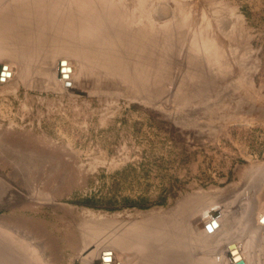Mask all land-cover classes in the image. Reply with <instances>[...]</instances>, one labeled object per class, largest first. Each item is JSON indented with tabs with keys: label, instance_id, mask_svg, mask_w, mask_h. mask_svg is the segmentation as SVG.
I'll use <instances>...</instances> for the list:
<instances>
[{
	"label": "rangeland",
	"instance_id": "rangeland-1",
	"mask_svg": "<svg viewBox=\"0 0 264 264\" xmlns=\"http://www.w3.org/2000/svg\"><path fill=\"white\" fill-rule=\"evenodd\" d=\"M147 2L168 41L156 95L128 84L108 52L81 56L54 34L23 59L0 53L12 72L0 79V228L27 237L37 264H134L156 253L153 237L116 249L100 230L180 216L190 240L167 260L234 264L238 247L264 264V226L245 228L264 209V0ZM107 13L108 38L119 33Z\"/></svg>",
	"mask_w": 264,
	"mask_h": 264
},
{
	"label": "bare ground",
	"instance_id": "bare-ground-1",
	"mask_svg": "<svg viewBox=\"0 0 264 264\" xmlns=\"http://www.w3.org/2000/svg\"><path fill=\"white\" fill-rule=\"evenodd\" d=\"M100 2H103V4H99ZM113 2L117 3L114 4ZM99 3L97 0H8V2L0 0V53L14 54L16 59H23L28 54V50H32L31 46L36 47L43 37L54 34L58 41L61 40L59 43H66L65 38H67V42L72 47L75 46L78 49L80 46L81 56L91 54L93 51L96 54L108 52L113 57V63L117 65L118 71L127 72L130 68L129 73L127 72L128 77L131 78V80H128L127 77L128 84L133 83L135 87L137 84H142L146 96L158 94L157 91L161 85L157 81L160 82L163 77V75L159 76V72H162V74L166 72L162 49L168 41L165 35H160V38L154 37L153 32L158 26L152 24L150 20L152 16H150L147 0H134L130 3H125L124 0H99ZM108 9L111 12L115 11L117 14L115 16V27L116 33L119 34L107 38L104 27H102V20L109 15L107 13ZM154 44L159 46H157L158 50L153 52V54L157 53L155 56H158L156 58L158 61H155V66L151 67L148 63L151 61H149L150 55L152 56L150 49ZM213 45L216 48L215 42ZM120 54L123 57L119 58ZM62 58L65 59V57ZM65 62L64 64L69 63L68 61ZM126 63H128V66ZM11 76L12 72L8 77ZM151 80L155 81L153 85L150 84ZM151 86H155V89ZM24 160L26 161V159ZM0 190V204H2L10 197L4 198L5 185L3 182L0 183ZM245 220L247 222L245 228L250 225L251 230H257L260 225L264 226V209L262 208V211L257 215L258 225L254 223L255 218L253 219L251 209L246 214ZM145 222L125 224L117 232L116 230L103 228L100 230V234L102 235L105 232L109 233L107 235L111 234L108 244L116 246V249L135 238L147 241L149 236L153 237L152 243L156 253H151V257L136 261L134 264H166L167 261H169V264H185L167 260V256L171 253L176 256L175 258L177 256L182 258L187 249V242L190 240L180 216L175 220H171L165 228L154 227L150 230L151 228L147 227ZM221 224L226 227L229 221ZM211 231L212 234L217 232L216 230ZM122 234L128 235L127 238L125 239ZM208 234L210 235L209 231ZM13 236L9 231L0 228V264H37L32 260L37 261L35 255L38 256L42 252L37 253L36 248L32 247L27 237L21 243ZM89 242L91 240L86 239L83 246ZM249 246L252 245L249 244ZM235 248L236 251L234 247L230 248L231 250L227 254L228 259L234 264H245L244 253L241 252L240 248ZM23 249L31 254L24 255ZM234 254H238L235 259L233 258ZM250 257V260H252V256ZM237 259L242 260V262L237 261ZM25 260L28 261L25 262ZM77 263H80V261H77ZM81 263L83 264V262Z\"/></svg>",
	"mask_w": 264,
	"mask_h": 264
},
{
	"label": "water",
	"instance_id": "water-1",
	"mask_svg": "<svg viewBox=\"0 0 264 264\" xmlns=\"http://www.w3.org/2000/svg\"><path fill=\"white\" fill-rule=\"evenodd\" d=\"M64 63H65L64 61L59 62L57 70H58L59 75L61 74L62 76L66 77L67 76V70H69V67L68 66L65 67ZM5 68L6 67L4 65H0V79L4 78L7 75H10V72L6 71ZM67 85H68V82H67ZM262 219H263V217H262Z\"/></svg>",
	"mask_w": 264,
	"mask_h": 264
}]
</instances>
